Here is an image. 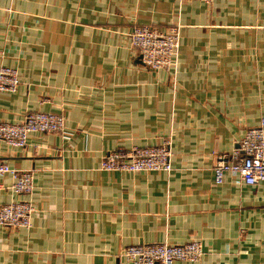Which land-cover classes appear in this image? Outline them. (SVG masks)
I'll use <instances>...</instances> for the list:
<instances>
[{
	"label": "crops",
	"instance_id": "crops-1",
	"mask_svg": "<svg viewBox=\"0 0 264 264\" xmlns=\"http://www.w3.org/2000/svg\"><path fill=\"white\" fill-rule=\"evenodd\" d=\"M180 29L171 69H148L132 24ZM0 120L62 113V133L0 139V160L33 176L30 193L0 176V204L29 201L28 228L0 227V264H128L126 245L199 241L172 264H264V181L231 173L221 153L264 115V0H0ZM168 141L172 169L104 171L114 149Z\"/></svg>",
	"mask_w": 264,
	"mask_h": 264
},
{
	"label": "built area",
	"instance_id": "built-area-1",
	"mask_svg": "<svg viewBox=\"0 0 264 264\" xmlns=\"http://www.w3.org/2000/svg\"><path fill=\"white\" fill-rule=\"evenodd\" d=\"M210 2L212 0H202ZM130 47L140 55L148 69H171L176 64L179 49V29L162 30L156 26L135 24L129 31ZM19 85L18 71L0 67V92L13 93ZM64 128L60 113L30 111L18 122L0 120V139L7 145L23 147L30 134L58 132ZM168 141L157 145L114 149L105 153L99 162L104 171L149 172L172 169ZM214 181L221 183L224 173L236 175L246 184L264 181V115L256 126L248 128L239 139L238 146L229 153L217 156L213 166ZM11 174L12 189L17 193H30L33 176L29 170L20 171L0 161V176ZM34 208L29 201L0 204V227L28 228ZM128 264H172L175 260L195 261L203 255L202 245L193 240L184 244L168 242L131 244L124 249Z\"/></svg>",
	"mask_w": 264,
	"mask_h": 264
},
{
	"label": "rangeland",
	"instance_id": "rangeland-1",
	"mask_svg": "<svg viewBox=\"0 0 264 264\" xmlns=\"http://www.w3.org/2000/svg\"><path fill=\"white\" fill-rule=\"evenodd\" d=\"M181 1H183V0H181ZM211 2V1H210ZM206 3H209V2H206ZM135 24H137V23H134V24H132V26H131V28L133 27V25H135ZM138 25V24H137ZM171 27H177L178 29H179V27L178 26H176V25H174V26H171ZM130 28V29H131ZM127 35H128V40H129V32L127 33ZM179 39H180V29H179ZM179 44H180V42H179ZM129 45H130V43H129ZM55 113V112H54ZM60 114H62V113H60ZM62 116H63V114H62ZM64 117V116H63ZM64 129V128H63ZM63 131V130H62ZM62 131H58V133H62ZM47 133H57V132H47ZM107 153V152H106ZM105 154V153H104ZM103 154V155H104ZM102 155V156H103ZM1 161V160H0ZM22 171H25V170H22ZM122 172V171H121ZM13 184V183H12ZM24 194H26V193H24ZM2 204H7V203H2ZM4 227H6V226H4ZM131 245V244H130ZM128 245H126V246H124L123 248H122V250L120 251V256L128 263V259L126 258V256L124 255V249L127 247ZM184 261H187V260H184Z\"/></svg>",
	"mask_w": 264,
	"mask_h": 264
}]
</instances>
